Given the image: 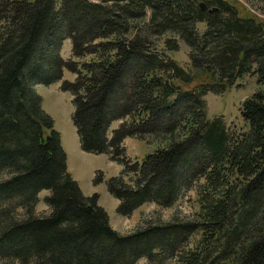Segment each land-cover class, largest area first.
I'll use <instances>...</instances> for the list:
<instances>
[{
  "label": "trees",
  "instance_id": "16d2710c",
  "mask_svg": "<svg viewBox=\"0 0 264 264\" xmlns=\"http://www.w3.org/2000/svg\"><path fill=\"white\" fill-rule=\"evenodd\" d=\"M181 43L188 66L173 58ZM245 76L258 87L241 106L248 128L236 133L222 116L208 117L205 96ZM59 81L72 95L81 149L123 165L108 180L120 215L148 202L172 207L191 190L200 213L116 230L99 194H84L68 171L61 133L35 89ZM129 136L159 146L139 163L126 155ZM43 190L47 215L36 211ZM142 258L264 264V20L235 0H0V260Z\"/></svg>",
  "mask_w": 264,
  "mask_h": 264
},
{
  "label": "rangeland",
  "instance_id": "374dc122",
  "mask_svg": "<svg viewBox=\"0 0 264 264\" xmlns=\"http://www.w3.org/2000/svg\"><path fill=\"white\" fill-rule=\"evenodd\" d=\"M101 1V0H92ZM241 12L245 15H256L264 20V0H235ZM202 27V26H201ZM162 42L160 43L161 46ZM162 47V46H161ZM173 58L188 66V48L181 43V50L176 51ZM62 55L68 59L72 55V42L68 38L62 47ZM65 78L75 79V74L66 70ZM61 81L50 85L36 84L35 89L42 96L44 109L54 118L55 128L61 133L62 145L67 153L68 171L79 182V185L86 195L98 193L99 204L103 206L109 216L112 226L121 233H129L135 230L141 223L166 222L179 218H194L200 213V204L196 190L187 191L183 197L172 207H162L156 203L148 202L138 207L130 216H122L118 213L120 200L114 197L108 190V180L119 175L123 165L113 161L108 154H95L81 149L80 137L73 122L74 103L70 92L61 89ZM256 77L245 76L239 79L236 84L222 94L209 92L205 98L207 101V112L209 118L222 116L231 131L241 133L248 128V124L241 114L243 101L250 97L257 89ZM120 121H114L109 129V136L113 129L117 128ZM126 155L133 161L142 163L149 153L155 152L158 148L157 141L136 136H129L124 140ZM102 172L103 181L96 183L98 172ZM48 190L39 194V203L36 206L37 214L47 215L50 208L45 202L49 195ZM19 212V210H17ZM193 244V243H191ZM21 264L20 262H5L0 264ZM137 264H149L148 260L142 258ZM167 264H179L171 260Z\"/></svg>",
  "mask_w": 264,
  "mask_h": 264
},
{
  "label": "water",
  "instance_id": "95a60500",
  "mask_svg": "<svg viewBox=\"0 0 264 264\" xmlns=\"http://www.w3.org/2000/svg\"><path fill=\"white\" fill-rule=\"evenodd\" d=\"M202 7H203V8L205 7V4H204V3H202Z\"/></svg>",
  "mask_w": 264,
  "mask_h": 264
}]
</instances>
